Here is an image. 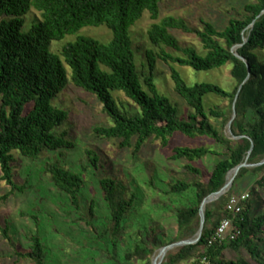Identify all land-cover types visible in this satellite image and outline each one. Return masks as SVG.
Segmentation results:
<instances>
[{"label": "trees", "instance_id": "1", "mask_svg": "<svg viewBox=\"0 0 264 264\" xmlns=\"http://www.w3.org/2000/svg\"><path fill=\"white\" fill-rule=\"evenodd\" d=\"M160 2L0 0V179L10 186L9 193L25 189L14 181V152L37 160L46 152L74 146L66 133L59 131L69 118V112L55 103L69 79L75 87L95 95L102 103L107 124L96 126L94 132L99 137L118 140L120 148H133L136 154L152 139L168 147L175 134L208 138L218 145L219 151L204 145L173 147L171 158L174 160L194 161L209 154L219 158L206 177L189 182L177 180L167 185L165 192L174 197L186 192L191 194L186 204L172 207L167 204L177 224V234L168 244L190 238L197 232L201 202L225 184L228 171L245 160L252 142L247 162L256 164L264 159V60L255 53L264 49V0L245 3L219 26L204 17L199 24L172 15L156 21ZM144 10L155 21L147 30L148 42L161 50L138 49L143 60L137 65L129 31ZM100 25L111 29V42L104 44L82 35L65 44L60 55L49 49L52 40H60L87 26ZM171 30L194 34L202 50L181 44ZM238 45L241 46L236 52L247 63L233 52ZM157 58L197 72L230 65L234 87L228 91L210 81L188 83L171 67L174 90L189 107L186 116H181L176 104L157 89L154 72ZM66 66L70 68V75ZM242 83L235 102L236 116L230 125L232 136L238 138L227 137L223 127L232 117L233 102ZM116 91L125 95L128 105L116 104L112 96ZM209 95L228 99V111L218 106L207 108L205 99ZM212 119L221 121L222 128H217ZM97 159L94 156L90 162L96 166ZM185 168L193 175L199 174L190 164ZM248 171L260 173L264 171V163L242 167L236 178ZM47 172L52 185L68 199L69 213L73 211L86 223L78 238L85 263L151 264L150 257L161 245L163 236L150 219H138L132 242L125 243L124 236L131 237L128 220L140 201L136 189H130L120 178L101 177L99 185L108 216L106 220H97L93 205L82 212L81 194L86 182L80 173L57 161L47 162ZM231 196L232 188L208 203L199 241L168 251L161 264L189 261L194 264H252L251 261L264 264L263 249L257 244L264 231V212L252 215L249 198L242 203L241 211L229 212L226 206ZM225 218L232 219L234 237L213 240ZM3 231L6 234V230ZM28 243V250L18 254L31 264H48V250L42 236L35 232L28 237ZM227 248L245 249L251 261L242 257L224 259L222 253Z\"/></svg>", "mask_w": 264, "mask_h": 264}, {"label": "rangeland", "instance_id": "2", "mask_svg": "<svg viewBox=\"0 0 264 264\" xmlns=\"http://www.w3.org/2000/svg\"><path fill=\"white\" fill-rule=\"evenodd\" d=\"M250 1L253 0H161L159 18L156 21L172 15L183 17L191 24H199L200 18L204 17L219 26ZM153 22L155 21L151 19L149 12L144 10L141 18L130 28L129 37L135 50L137 65L143 60L138 49L152 48L155 52L161 50L148 42L147 30ZM170 32L181 44L193 45L197 50H202L194 34H186L180 30ZM82 35L90 36L104 44L111 42L113 37L111 29L105 25L87 26L60 40H52L49 49L60 55V50L65 44ZM164 49L168 50L166 47ZM255 53L264 60V49ZM171 67L178 70L188 83L210 81L228 91L234 87L230 76V65L197 72L178 63L167 64L157 58L154 69L157 89L176 104L181 116H186L189 107L174 90ZM67 70L70 75V68L67 67ZM112 96L118 106L129 103L121 92H112ZM205 102L207 108L218 106L225 111H228L230 106L228 99L216 95L207 96ZM55 103L69 112V118L60 126L59 131H64L74 146L70 149L46 152L37 160L25 158L14 152V181L25 189L22 192L9 193L10 186L0 179V197L6 195V198H0V264H31L27 258L18 253H25L28 250V237L35 232L44 239L48 250V264H87L81 254L82 247L78 239L80 230L85 228L86 223L77 218L73 211L69 213L68 199L52 185L47 172V162L54 161L84 177L86 184L81 194L82 212H86L89 206L93 205L97 220H106L108 216L99 185L101 177L120 178L130 189L138 191L140 201L128 220L131 237L125 235V243L128 245L132 242L138 219H150L158 227L159 234L163 236L161 245L150 257L152 261L162 245L168 244L177 234L173 210L168 209L167 204L170 206L186 204L191 195L190 192H186L174 197L165 192L168 189L167 185L177 180L189 182L206 177L219 158L217 155L209 154L194 161L174 160L171 158L173 147L204 145L219 151L218 145L208 138H188L182 134H175L170 139L168 147H162L159 140L152 139L135 154L133 148H120L118 140L102 138L95 134L96 126L107 124L103 105L95 95L75 87L70 79L67 87L58 94ZM225 113L227 115V112ZM212 122L217 128H222L221 121L212 119ZM223 133L231 137L227 125L223 127ZM94 156L98 158L96 166L90 162ZM186 164L197 168L199 174L190 173L185 168ZM235 178L230 187L232 195L248 193L252 215L263 213L264 171L260 173L248 171L242 177ZM3 230H6V234ZM259 237L257 244L263 249L264 254V231ZM222 257L224 259L242 257L251 261L248 252L243 248L239 250L227 248L223 251ZM163 261L165 262V259ZM251 263L257 264L252 261ZM180 264H194V262Z\"/></svg>", "mask_w": 264, "mask_h": 264}, {"label": "water", "instance_id": "3", "mask_svg": "<svg viewBox=\"0 0 264 264\" xmlns=\"http://www.w3.org/2000/svg\"><path fill=\"white\" fill-rule=\"evenodd\" d=\"M264 12V11H263ZM254 21L250 24V27L253 25ZM247 41V38H245L244 42ZM242 45V44H241ZM241 45H238L236 47L233 48V52L235 53V55L243 60L244 62L247 63L246 59L244 57H242L241 55H239L237 52H236V49L241 46ZM247 66H249L247 64ZM250 74L248 75V77L244 80L243 83H245L248 78H249ZM243 83L240 85L239 87V90L236 94V97L234 99V102H233V112H232V117L230 119V121L227 123V129L229 131V133L231 134V137L232 138H238V137H235V136H232V132H231V129H230V125L232 123V121L234 120L235 116H236V110H235V102H236V99H237V96H238V93L241 89V86L243 85ZM253 148V142L251 144V148L250 150L248 151V155L246 156L245 160L238 164L237 166H235L234 168H232L231 170L228 171L227 175H226V181H225V184L218 190V191H215L211 194H209L207 197H205L203 199V201L201 202L200 204V208H199V217H200V222H199V228L197 230V232L190 238H187V239H182V240H178V241H175L173 243H170L168 245H165V246H162L160 249H159V261H156V258H152V261L151 263L152 264H161V262L163 261L165 255L167 254L168 251L172 250V249H176L178 247H181V246H184V245H188V244H195L199 241L200 237H201V234H202V230H203V226H204V222H205V206L208 204V203H211L215 200H217L218 198H220L223 194H225L231 187V182H228L227 181V176L228 174L231 172V171H234L235 173V176L238 174L239 170L242 168V167H253V166H258V165H262L264 163V159L262 161H260L259 163H256V164H249L247 162V159L249 157V154L251 153V150Z\"/></svg>", "mask_w": 264, "mask_h": 264}, {"label": "built area", "instance_id": "4", "mask_svg": "<svg viewBox=\"0 0 264 264\" xmlns=\"http://www.w3.org/2000/svg\"><path fill=\"white\" fill-rule=\"evenodd\" d=\"M249 198V194L248 193H243V194H240V195H232L228 202H227V210L229 212H239L242 210L243 208V202L246 201L247 199ZM233 223H232V219L230 218H225L223 219L215 234H214V237H213V240H216V239H220V240H224L226 239L228 236L233 238L234 237V234H233ZM212 241H210L211 243Z\"/></svg>", "mask_w": 264, "mask_h": 264}, {"label": "bare ground", "instance_id": "5", "mask_svg": "<svg viewBox=\"0 0 264 264\" xmlns=\"http://www.w3.org/2000/svg\"><path fill=\"white\" fill-rule=\"evenodd\" d=\"M234 178H235V173H234V171H232V173H231V175H230V178H229V181L228 182H231V184L233 183V181H234ZM154 258H156V261H159L158 259H159V255H158V253L154 256Z\"/></svg>", "mask_w": 264, "mask_h": 264}]
</instances>
